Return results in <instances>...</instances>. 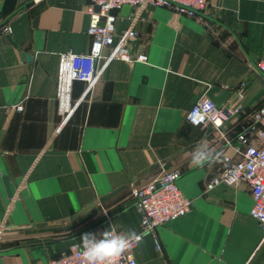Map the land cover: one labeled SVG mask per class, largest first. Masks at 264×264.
<instances>
[{
    "label": "crops",
    "instance_id": "1",
    "mask_svg": "<svg viewBox=\"0 0 264 264\" xmlns=\"http://www.w3.org/2000/svg\"><path fill=\"white\" fill-rule=\"evenodd\" d=\"M207 1L194 15L175 5L115 10L118 32L132 29L147 60L114 58L92 91L75 81L69 94L60 86L62 55L91 52V0H0V27L9 28L0 31V264H48L86 232L140 233L133 191L171 168L182 170L177 184L193 207L148 233L137 263L264 264L249 186L208 187L216 171L191 166V156L197 145L213 152L221 141L188 121L212 87L233 93L229 108L264 87L256 68L264 61V0ZM242 82L248 88L239 102ZM177 153L73 223L8 229L70 217Z\"/></svg>",
    "mask_w": 264,
    "mask_h": 264
},
{
    "label": "built area",
    "instance_id": "2",
    "mask_svg": "<svg viewBox=\"0 0 264 264\" xmlns=\"http://www.w3.org/2000/svg\"><path fill=\"white\" fill-rule=\"evenodd\" d=\"M168 5H175L182 13L194 15L205 12L208 1L91 0L88 11L91 23L87 31L92 40L91 52L62 55L63 71L60 86L63 93H69L75 81L86 83L87 91H92L105 67L114 58H120L128 63L135 61L133 55L128 54L126 41L134 38L136 33L132 29L118 32L115 10L124 6L141 9ZM97 6L100 8L99 11L95 10ZM0 31L8 33L9 28L1 26ZM111 47L113 51L109 56H105V49ZM136 60L146 61L147 58L140 54ZM256 68L264 78V61H259ZM247 88L246 82L240 84L236 91L237 101L245 100ZM260 100L247 109L243 108L245 104L242 103L230 108L226 104L219 109L208 98L201 99L189 111L188 121L191 123L190 118L194 115H203V121L195 126L202 129L211 128L221 141V145L212 152L213 159L207 162V165L216 171L212 178L206 179L208 187L222 183L228 185L246 183L253 199L250 215L259 223L264 241V101ZM17 110L22 111L23 106L17 105ZM230 131H235L233 136L229 135ZM228 149H231V154H228ZM182 175L180 168L159 171L152 180L134 189L133 196L140 212V233L145 229L148 233L155 232L159 227L184 217L191 211L192 200L183 194L177 184ZM78 244L80 242L75 245ZM75 245L69 252L51 258L48 264H86L82 255L83 249ZM137 246L133 245L127 250L117 264H138L135 258Z\"/></svg>",
    "mask_w": 264,
    "mask_h": 264
},
{
    "label": "clouds",
    "instance_id": "3",
    "mask_svg": "<svg viewBox=\"0 0 264 264\" xmlns=\"http://www.w3.org/2000/svg\"><path fill=\"white\" fill-rule=\"evenodd\" d=\"M191 119L193 125H198L204 119L203 115H194ZM213 159V153L207 145H197L192 153L190 164L193 167H202ZM148 234L145 229L137 233L135 229L117 232L115 228L101 232H86L80 237V244L75 247L82 248L86 264H117L121 256L133 245H139Z\"/></svg>",
    "mask_w": 264,
    "mask_h": 264
},
{
    "label": "water",
    "instance_id": "4",
    "mask_svg": "<svg viewBox=\"0 0 264 264\" xmlns=\"http://www.w3.org/2000/svg\"><path fill=\"white\" fill-rule=\"evenodd\" d=\"M99 7H96V10L99 11ZM130 6H124L123 11L126 13L130 12ZM7 38L12 41L11 37L8 35ZM13 42V41H12ZM14 43V42H13ZM127 45V51L129 55H133V60H136L138 56L140 55V50L142 49L141 41L138 38H131L126 41ZM26 59L29 61L32 60V56L25 53ZM264 85V81H263ZM233 93L228 90H222L219 87H212L208 93H207V98L211 100L215 106L219 109L223 108L228 101L232 98ZM264 97V87L256 93L245 105L244 109H247L251 105L255 104L257 101H259L261 98ZM191 147H188L187 149L184 150V152L190 150ZM183 153H177L175 155H172L158 163H155L154 165L150 166L148 169H146L144 172H142L140 175L135 177L130 184L128 185H122L118 187L117 189L111 191L110 193L100 197L98 200L92 202L91 204L87 205L80 211L76 212L70 217L57 220V221H49V222H41V223H36L34 225L30 226H25V227H16V226H11L8 227V229H23V228H31V227H36V228H50V227H57V226H64L70 223H73L83 217L84 215L88 214L89 212L93 211L94 209L98 208L99 206L105 204L108 202L110 199L114 198L115 196L119 195L121 192L128 188H134L136 184H138L143 178L146 176L158 172L162 167L167 166L170 164L173 160H175L177 157L182 155ZM5 230H7L5 228Z\"/></svg>",
    "mask_w": 264,
    "mask_h": 264
},
{
    "label": "rangeland",
    "instance_id": "5",
    "mask_svg": "<svg viewBox=\"0 0 264 264\" xmlns=\"http://www.w3.org/2000/svg\"><path fill=\"white\" fill-rule=\"evenodd\" d=\"M263 101H264V98L263 99L261 98L260 102H263Z\"/></svg>",
    "mask_w": 264,
    "mask_h": 264
}]
</instances>
